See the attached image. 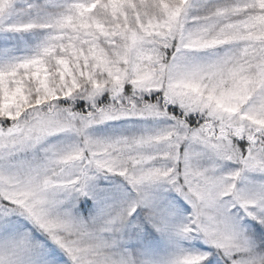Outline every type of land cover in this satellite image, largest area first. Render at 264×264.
<instances>
[{
  "label": "snow or ice",
  "instance_id": "6c2138e0",
  "mask_svg": "<svg viewBox=\"0 0 264 264\" xmlns=\"http://www.w3.org/2000/svg\"><path fill=\"white\" fill-rule=\"evenodd\" d=\"M0 264H264V0H0Z\"/></svg>",
  "mask_w": 264,
  "mask_h": 264
}]
</instances>
